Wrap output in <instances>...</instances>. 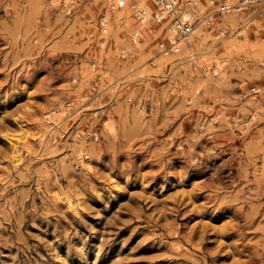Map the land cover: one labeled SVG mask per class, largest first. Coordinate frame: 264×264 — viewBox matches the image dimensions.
Segmentation results:
<instances>
[{
	"label": "rangeland",
	"instance_id": "obj_1",
	"mask_svg": "<svg viewBox=\"0 0 264 264\" xmlns=\"http://www.w3.org/2000/svg\"><path fill=\"white\" fill-rule=\"evenodd\" d=\"M116 2L0 0V264H264V0Z\"/></svg>",
	"mask_w": 264,
	"mask_h": 264
},
{
	"label": "built area",
	"instance_id": "obj_2",
	"mask_svg": "<svg viewBox=\"0 0 264 264\" xmlns=\"http://www.w3.org/2000/svg\"><path fill=\"white\" fill-rule=\"evenodd\" d=\"M153 9L151 17L163 25V34L156 42V50L163 55L179 53L187 43L197 26V0H151ZM111 8L124 6V0L110 5ZM134 17L143 21L147 15L146 8L131 5ZM234 8L228 1H223L219 9L229 11ZM200 14V13H198ZM203 16L200 19L206 18ZM135 41V40H134Z\"/></svg>",
	"mask_w": 264,
	"mask_h": 264
},
{
	"label": "bare ground",
	"instance_id": "obj_3",
	"mask_svg": "<svg viewBox=\"0 0 264 264\" xmlns=\"http://www.w3.org/2000/svg\"><path fill=\"white\" fill-rule=\"evenodd\" d=\"M119 1H121V0H117V3L119 2ZM147 1H150V3H151V0H147ZM123 13L122 12H115V15H114V18H116L117 20H119L120 19V16L122 15ZM147 17V16H146ZM149 21V20H148ZM148 21H147V18H144V20L142 21V22H146V24L148 23ZM139 24V23H138ZM143 27V26H142ZM161 27V26H160ZM163 28V26L160 28V29H162ZM194 30H196V28L194 29ZM194 30H193V32H192V34L194 33ZM158 31H160L159 29H158ZM135 33H137V32H135ZM189 41H190V39H189ZM189 41L187 42V43H185L184 44V46H183V50H182V52L181 53H184L185 55H182V57L181 58H186V57H184V56H192V54L194 55V53H192L191 54V46H190V44H189ZM189 51V52H188ZM187 52H188V54H187ZM193 52V51H192ZM180 53V52H179ZM190 54V55H189ZM178 55V54H177ZM179 59V58H178ZM177 60V59H176ZM183 60V59H182ZM22 127V126H21ZM27 129V128H26ZM26 132H27V130H26ZM27 134V133H26ZM24 136V135H23ZM27 142V141H26ZM11 145H10V147H11V151L14 153V154H16V159L17 160H20V159H22V154H21V151H20V147L18 146V144H17V142H14V140L10 143ZM15 159V160H16ZM24 159V158H23Z\"/></svg>",
	"mask_w": 264,
	"mask_h": 264
}]
</instances>
